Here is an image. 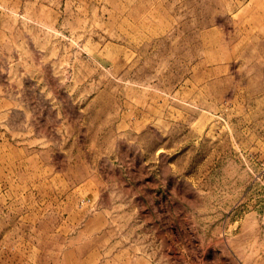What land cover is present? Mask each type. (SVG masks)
<instances>
[{"label":"rangeland","instance_id":"1","mask_svg":"<svg viewBox=\"0 0 264 264\" xmlns=\"http://www.w3.org/2000/svg\"><path fill=\"white\" fill-rule=\"evenodd\" d=\"M0 264H264V0H0Z\"/></svg>","mask_w":264,"mask_h":264}]
</instances>
